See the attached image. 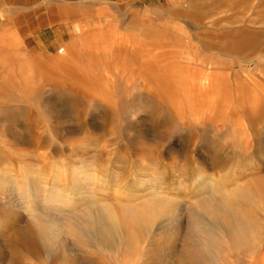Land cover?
I'll return each instance as SVG.
<instances>
[{
  "label": "rangeland",
  "instance_id": "1",
  "mask_svg": "<svg viewBox=\"0 0 264 264\" xmlns=\"http://www.w3.org/2000/svg\"><path fill=\"white\" fill-rule=\"evenodd\" d=\"M3 196L0 264H264V0H0ZM158 196L181 238L124 211ZM207 197L251 219L246 243ZM92 206L123 239L95 237Z\"/></svg>",
  "mask_w": 264,
  "mask_h": 264
},
{
  "label": "bare ground",
  "instance_id": "2",
  "mask_svg": "<svg viewBox=\"0 0 264 264\" xmlns=\"http://www.w3.org/2000/svg\"><path fill=\"white\" fill-rule=\"evenodd\" d=\"M244 106V105H243ZM247 105L244 106L242 109L243 111L247 112ZM250 111V110H249ZM89 171V170H88ZM87 170L78 169L76 173L72 176V183L74 187L81 186H88L90 185L91 180V173H88ZM81 181L80 184L77 182ZM71 183V182H70ZM90 187V186H89ZM88 187V188H89ZM211 188V186H210ZM91 189V188H90ZM212 189V188H211ZM76 190V189H74ZM78 190V189H77ZM202 190V189H201ZM81 191V190H80ZM86 191V190H85ZM156 191V190H155ZM203 191V190H202ZM76 192V191H75ZM204 194V193H203ZM86 195V194H85ZM156 195V194H155ZM87 196V195H86ZM211 196V195H210ZM74 197V196H72ZM4 196L0 199V207L7 211L12 208V206H16L13 202L9 200H4ZM28 198V197H27ZM67 198V197H66ZM72 200V199H71ZM36 201V200H35ZM46 201V200H45ZM66 201V199H64ZM25 202V201H24ZM202 206L205 207L208 215L210 218H218L220 222L223 224V228L226 233L236 242L239 243H246L249 239V232L252 228L251 219L247 217V215L235 210L232 208L225 198L215 199L212 197L202 198L199 202ZM26 204V202H25ZM38 204V203H37ZM73 204V203H72ZM23 205V204H22ZM34 206V205H33ZM38 206V205H37ZM39 207V206H38ZM36 207V208H38ZM24 208V207H23ZM19 209V208H18ZM174 209L172 204H169L165 201L162 197H152L150 199L145 200L139 206H125L124 211L126 212L127 216L132 219L134 222L140 224L143 227L149 229H157L161 232H165L168 239H177L180 237L179 233H177L178 226L177 224L173 223V220L169 217V212ZM14 210V208H13ZM16 211V210H15ZM20 212L23 210L19 209ZM37 211V210H36ZM40 211V210H39ZM18 212V211H17ZM24 212V211H23ZM3 210L1 211V215ZM8 213V212H7ZM12 211L10 212V214ZM4 214V213H3ZM6 214V213H5ZM14 215V214H13ZM4 216V215H3ZM9 216V215H8ZM7 216V217H8ZM2 217V216H1ZM86 219L88 220L89 230L91 232L96 233L95 237L100 241L105 240H115L119 241L123 239V235L129 231V226L124 221V218L121 216V213L118 212L112 206H102L100 209L98 207L91 208V211L85 215ZM6 218V217H5ZM13 218V216H12ZM128 218V219H129ZM207 218V217H206ZM61 219V218H60ZM64 220V219H63ZM177 220V219H176ZM217 222V221H216ZM215 222V223H216ZM178 223V221H177ZM131 224V223H130ZM136 225V224H135ZM179 225V223H178ZM134 226V225H133ZM180 226V225H179ZM214 226V225H213ZM18 227V226H17ZM34 227V226H33ZM47 228V227H46ZM134 228V227H133ZM180 228V227H179ZM23 229V228H22ZM30 229V228H29ZM25 230V229H23ZM35 235H37V239L41 241L48 242L52 240L53 234L46 230L42 226H35ZM179 230V229H178ZM223 230V229H222ZM132 231V230H131ZM150 231V230H149ZM152 232V231H151ZM150 232V233H151ZM155 232V231H154ZM179 232V231H178ZM33 234V233H32ZM82 234V233H81ZM87 234V233H86ZM184 234V233H183ZM74 235V234H73ZM72 235V236H73ZM78 235V234H77ZM93 235V234H91ZM75 236V235H74ZM83 236V235H82ZM90 236V235H89ZM94 237V236H93ZM175 237V238H174ZM25 244L32 243L34 244L33 238H27L24 231H22L19 227L15 229L11 239V242H22L23 239ZM84 238V237H83ZM125 238V237H124ZM165 238V237H164ZM181 238V237H180ZM184 238V237H183ZM198 238V237H197ZM5 239V238H4ZM22 239V240H21ZM88 239V238H87ZM92 239V238H91ZM86 240V239H85ZM164 240V239H163ZM180 240V239H178ZM95 241V240H94ZM123 242V241H122ZM167 242V241H166ZM199 242V241H198ZM2 243H5L4 241ZM37 243V241H36ZM157 243V242H156ZM162 243V242H161ZM6 244V243H5ZM14 244V243H13ZM20 244V243H17ZM100 244V243H99ZM183 244V243H182ZM188 244V243H187ZM199 244V243H198ZM39 245V244H38ZM91 244H89L90 246ZM186 245V244H185ZM2 246V245H1ZM19 246V245H18ZM22 246V245H21ZM20 246V247H21ZM26 246V245H25ZM51 246V245H50ZM8 247V246H7ZM10 247V246H9ZM24 247V243H23ZM31 247V246H29ZM33 247V246H32ZM31 247V248H32ZM18 247H16L17 250ZM26 248V247H25ZM28 248V247H27ZM185 248V247H184ZM6 249V248H5ZM9 249V248H8ZM182 249V248H180ZM15 250V248H14ZM30 250V249H29ZM49 250V249H48ZM179 251L176 255V259L186 260V258L193 259L196 253H192L191 251ZM8 251V250H7ZM51 251V249H50ZM18 252V251H16ZM20 252V250H19ZM40 252V251H37ZM44 252V251H43ZM195 252V251H194ZM21 253V252H20ZM23 253V252H22ZM45 253V252H44ZM165 254V253H164ZM200 254V253H199ZM204 254V253H203ZM53 255V253H52ZM156 255V254H155ZM169 255V253H168ZM51 256V255H50ZM65 256V255H63ZM62 257V256H61ZM174 259V258H173ZM196 259V258H195ZM187 261V260H186Z\"/></svg>",
  "mask_w": 264,
  "mask_h": 264
}]
</instances>
